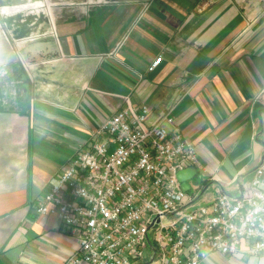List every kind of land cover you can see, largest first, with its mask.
Wrapping results in <instances>:
<instances>
[{"label":"crops","instance_id":"0c3cea01","mask_svg":"<svg viewBox=\"0 0 264 264\" xmlns=\"http://www.w3.org/2000/svg\"><path fill=\"white\" fill-rule=\"evenodd\" d=\"M27 1L0 0V264L76 252L73 229L36 206L123 96L194 142L198 202L250 193L264 162V0H80L54 15ZM199 264H264V252Z\"/></svg>","mask_w":264,"mask_h":264},{"label":"built area","instance_id":"2783aa9c","mask_svg":"<svg viewBox=\"0 0 264 264\" xmlns=\"http://www.w3.org/2000/svg\"><path fill=\"white\" fill-rule=\"evenodd\" d=\"M123 99L36 206L76 234L77 250L63 264H199L213 252H264V162L249 194L221 191L200 203L199 185L190 184V195L176 178L187 167L202 170L194 142L170 115L148 122V105Z\"/></svg>","mask_w":264,"mask_h":264},{"label":"rangeland","instance_id":"374dc122","mask_svg":"<svg viewBox=\"0 0 264 264\" xmlns=\"http://www.w3.org/2000/svg\"><path fill=\"white\" fill-rule=\"evenodd\" d=\"M37 1H42V3L44 4L43 7L38 8V9H40V12H36L37 15H41L42 11H44L46 14H48L49 10H52L53 15H54L55 13L59 12V8H61V7H68V9H71L73 7L75 10L76 9L78 10L77 2H79L80 0H50L52 2V4H54V5L48 6V8L46 6L47 4L45 5V2L43 0H37ZM37 3H38V5L40 4V2H37ZM57 3H59V4H57ZM36 10H30V11L33 12ZM22 12L23 11H20L19 14H21ZM42 15H44V14H42ZM197 181H198V175H195L193 177V179L191 180V182H197ZM187 192H188V194L192 195V194H194L195 191L191 187L189 190H187Z\"/></svg>","mask_w":264,"mask_h":264},{"label":"water","instance_id":"95a60500","mask_svg":"<svg viewBox=\"0 0 264 264\" xmlns=\"http://www.w3.org/2000/svg\"><path fill=\"white\" fill-rule=\"evenodd\" d=\"M195 175H197V170L194 167H187L177 171L176 178L180 182L182 190L187 191L190 189V182Z\"/></svg>","mask_w":264,"mask_h":264},{"label":"bare ground","instance_id":"6f19581e","mask_svg":"<svg viewBox=\"0 0 264 264\" xmlns=\"http://www.w3.org/2000/svg\"><path fill=\"white\" fill-rule=\"evenodd\" d=\"M35 5L37 6V5H38V3H35Z\"/></svg>","mask_w":264,"mask_h":264}]
</instances>
